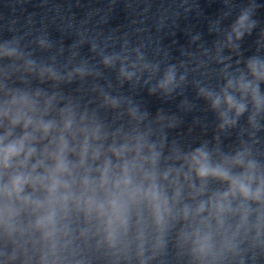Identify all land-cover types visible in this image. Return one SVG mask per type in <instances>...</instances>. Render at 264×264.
Masks as SVG:
<instances>
[{
    "label": "clouds",
    "instance_id": "1",
    "mask_svg": "<svg viewBox=\"0 0 264 264\" xmlns=\"http://www.w3.org/2000/svg\"><path fill=\"white\" fill-rule=\"evenodd\" d=\"M253 10L251 6L246 8L235 21L232 33L237 40L255 27L256 21L251 19ZM228 39L231 41V35ZM14 54L15 50L7 47L0 52L4 58ZM110 63L111 58H105L104 64ZM245 68L239 76L229 78L219 94L205 93L201 89V94L211 101V107L219 111L221 129L235 126L249 106L253 110L249 123L254 126L256 117L264 112V94L260 92V84L264 82V59L253 56ZM77 72L83 75L82 70ZM120 72L125 78H131L132 74L126 73L123 67ZM49 77L55 78L54 73L49 72ZM174 80V69L170 67L158 86L167 91ZM10 105L0 111V128H3L0 134V228L8 236L17 231L23 235L20 218L27 216L32 218L29 227L39 230L44 239L52 240L60 222L76 211L103 218L111 243L118 233L126 234L130 227L140 225L142 209L150 212L152 222L159 228L170 212V203L180 200V173L158 174L155 167L159 154L152 150L154 146H149L150 155L142 156L146 146L142 138L119 146L114 140L105 150L102 141L107 137H102L98 128L77 127L70 110H60L59 124L52 119L44 120L50 100L45 102L39 118L35 116L33 101L26 96L13 97ZM112 106L115 107V102ZM18 126L22 129L20 135L15 134ZM69 134L71 141L67 138ZM45 140L47 143L38 151L35 145ZM108 153L115 157V163ZM247 157L246 151H239L230 159L226 157L213 163L204 147L193 151L186 161L189 173H194L201 181L213 178L227 184L223 192L207 202L201 201L195 209L196 215L211 209L222 225L224 215L239 213L237 231L245 225L250 202L264 201V172L259 171L256 161ZM200 194H203V187ZM189 214L190 209L185 205L183 219L187 220ZM133 215L136 225L131 224ZM196 243L200 253L209 251L208 237Z\"/></svg>",
    "mask_w": 264,
    "mask_h": 264
}]
</instances>
